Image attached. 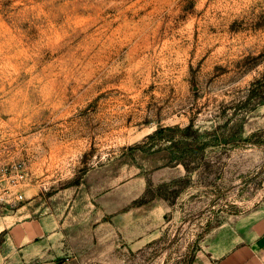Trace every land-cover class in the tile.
Listing matches in <instances>:
<instances>
[{"label": "rangeland", "instance_id": "1", "mask_svg": "<svg viewBox=\"0 0 264 264\" xmlns=\"http://www.w3.org/2000/svg\"><path fill=\"white\" fill-rule=\"evenodd\" d=\"M258 80L264 96V0H0V174L28 173L24 200L0 201V229L23 206L25 217L79 215L69 254L42 264L224 256L229 224L264 211V104L241 106ZM190 124L199 140L175 129ZM90 173L100 194L145 183L129 210L165 202L137 215L152 221L146 239L129 248L117 233L107 246L84 227V204L50 200ZM113 197L124 213V191ZM2 244L0 264L19 261Z\"/></svg>", "mask_w": 264, "mask_h": 264}, {"label": "crops", "instance_id": "2", "mask_svg": "<svg viewBox=\"0 0 264 264\" xmlns=\"http://www.w3.org/2000/svg\"><path fill=\"white\" fill-rule=\"evenodd\" d=\"M92 180L93 175L90 173L81 186L61 192L51 197L50 200L67 197L70 201L74 199V203L84 204L88 211V215H82L85 222L84 227L91 231L92 238L101 243H107V246L110 243L113 245L116 234L120 233L128 247L132 248L133 244L146 239L154 229L149 227L152 221L137 217V215L149 211L155 212L160 203L165 213L163 204L165 202L155 199V201L129 210L131 203L143 195L146 188L144 183L141 191L138 192L131 188L134 182H130L119 189V191H124V196L127 198L124 207L128 209L116 215L117 202L113 196L119 191L109 189L101 194L97 193L95 187L98 184ZM140 180L142 182V179ZM70 196L71 199H69ZM28 210L27 206H23L13 216L5 217L2 221L0 229L2 246H6L11 254H17L19 258L17 262L12 260L7 263L37 264L41 263L44 258L47 259L50 254H69L68 249L70 248L67 247H70L69 243L72 238L69 228H73V223L81 220V217L78 215L79 218L77 216L73 218L72 212L64 215L60 209L39 217L23 216ZM10 218L11 221H7ZM238 220L234 225L229 224L232 233L223 245L226 246L224 256H206L202 253L193 264H264V211H260L259 215H249ZM68 262H71L70 259L65 258L58 263L50 262L49 264H69Z\"/></svg>", "mask_w": 264, "mask_h": 264}, {"label": "trees", "instance_id": "3", "mask_svg": "<svg viewBox=\"0 0 264 264\" xmlns=\"http://www.w3.org/2000/svg\"><path fill=\"white\" fill-rule=\"evenodd\" d=\"M262 80H258L255 82L251 88L249 89L248 95L246 99L241 103L242 108H249L250 110H255L259 105L264 104V96L262 95ZM176 130H179L185 137H194L195 140H199L200 136L198 135L199 133L197 131H194V126L193 124L188 125L184 129H179L175 128ZM239 127L236 130H233L231 132V135L228 140L234 139V136L237 134ZM166 131V129H158L156 130L152 135H150L148 138L149 139H155L157 137L163 138V133ZM225 138V137H224ZM171 144L176 147V141L175 139H169ZM206 144L201 143L198 146L195 147H188L186 150L189 152V157H193L195 153L203 151L205 148ZM185 169L187 171H190L189 165L188 164H183ZM148 194V191H147ZM160 196V194H158ZM155 197V195L151 196V200ZM149 202L148 199L143 198L141 200H138L135 202L134 206H143Z\"/></svg>", "mask_w": 264, "mask_h": 264}, {"label": "built area", "instance_id": "4", "mask_svg": "<svg viewBox=\"0 0 264 264\" xmlns=\"http://www.w3.org/2000/svg\"><path fill=\"white\" fill-rule=\"evenodd\" d=\"M28 178V173L22 164L14 165L5 169L0 174V201H5L6 197L16 196L17 200L23 201L22 195H17V189Z\"/></svg>", "mask_w": 264, "mask_h": 264}]
</instances>
